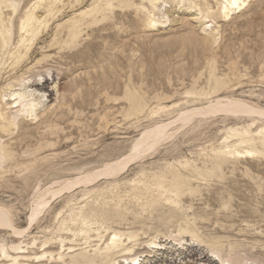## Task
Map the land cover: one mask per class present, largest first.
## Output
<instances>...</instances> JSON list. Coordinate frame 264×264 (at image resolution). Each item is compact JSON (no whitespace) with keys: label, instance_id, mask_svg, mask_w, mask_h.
Returning a JSON list of instances; mask_svg holds the SVG:
<instances>
[{"label":"rangeland","instance_id":"374dc122","mask_svg":"<svg viewBox=\"0 0 264 264\" xmlns=\"http://www.w3.org/2000/svg\"><path fill=\"white\" fill-rule=\"evenodd\" d=\"M222 1L0 0V264H264V0Z\"/></svg>","mask_w":264,"mask_h":264},{"label":"bare ground","instance_id":"6f19581e","mask_svg":"<svg viewBox=\"0 0 264 264\" xmlns=\"http://www.w3.org/2000/svg\"><path fill=\"white\" fill-rule=\"evenodd\" d=\"M245 4L244 1H241V0H223L222 3H221V8L222 10L227 13L225 15H229L231 14L235 9H239L241 8L243 5ZM33 94V93H32ZM14 95V94H13ZM23 98H25V96L23 94H20L18 96V98L16 97L15 101H14V105L13 107H18L19 108V105H22L23 107H30L28 108V110H31V112L34 110L35 107V101H34V104L32 102H28V103H24V100ZM27 99V98H26ZM18 100H20V102H18ZM34 99H32L33 101ZM27 102V101H26ZM227 104H225V106H222L221 109H225V110H229V111H240V112H246V111H250V109L244 105H242L241 103H239L238 101H226ZM224 104V103H223ZM221 106V105H220ZM21 107V106H20ZM17 108V109H18ZM24 109V108H23ZM20 111V110H19ZM24 111V110H23ZM35 112V110H34ZM32 114V113H30ZM189 117V116H188ZM156 129V128H155ZM159 129V128H158ZM163 130V129H162ZM163 135V132L161 133V130H153L151 132H148V133H145V135L143 136L145 139H144V143L147 142V144L149 146H152L153 144L157 143L159 141V139L162 137ZM143 140V138H142ZM140 142V141H139ZM137 143V142H136ZM143 143V145H145ZM142 145V144H141ZM143 147V146H141ZM139 147V149L141 148ZM136 148V147H135ZM138 148V147H137ZM144 149V148H143ZM137 151V149H135ZM139 151V150H138ZM141 152V151H140ZM138 153V152H137ZM136 153V154H137ZM134 157H133V156ZM130 155L128 158H125V160L123 162H114L110 165H108L107 167L103 168L102 170L100 171H97L98 172V176L100 175H113L117 172H119L122 168L124 169V167L126 166V164H128L131 160H133V158H135L137 155H134L132 154ZM123 158V159H124ZM125 165V166H124ZM94 175V174H93ZM98 176H95V178H97ZM80 179V178H79ZM84 179V178H83ZM82 179V182H84V180ZM87 179V178H86ZM93 180V179H92ZM79 181V180H78ZM87 182V180H86ZM88 183V182H87ZM0 225H5L7 226L8 225V219H7V216L5 214H3L1 211H0ZM154 247V246H153ZM160 248V247H159ZM158 248V249H159ZM124 261V260H123ZM136 261V258L133 259V261L131 262H135ZM132 264V263H130ZM134 264V263H133ZM136 264V263H135Z\"/></svg>","mask_w":264,"mask_h":264}]
</instances>
